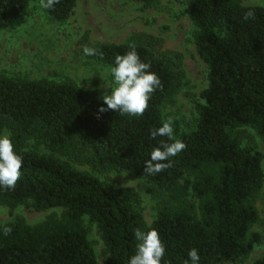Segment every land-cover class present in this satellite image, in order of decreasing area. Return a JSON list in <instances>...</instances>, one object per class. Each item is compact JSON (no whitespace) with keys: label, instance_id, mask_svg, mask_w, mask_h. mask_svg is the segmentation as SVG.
<instances>
[{"label":"trees","instance_id":"16d2710c","mask_svg":"<svg viewBox=\"0 0 264 264\" xmlns=\"http://www.w3.org/2000/svg\"><path fill=\"white\" fill-rule=\"evenodd\" d=\"M30 1L0 0V29ZM43 2L50 19L65 22L77 0ZM183 3L207 77L186 131L163 112L185 84L181 54L152 35L87 48L115 70L125 101H105L71 80L0 75V204L60 209L34 223L0 221V264H98L86 219L106 264H239L259 242L251 227L262 154L230 129L250 126L264 139V5ZM108 171L141 180L154 201L149 224L138 191L99 178ZM251 264H264V255Z\"/></svg>","mask_w":264,"mask_h":264},{"label":"rangeland","instance_id":"374dc122","mask_svg":"<svg viewBox=\"0 0 264 264\" xmlns=\"http://www.w3.org/2000/svg\"><path fill=\"white\" fill-rule=\"evenodd\" d=\"M244 4H262L264 0H242ZM183 0H157L145 7L135 0H77L73 12L65 22H56L47 15L43 0L30 1L17 20L0 29V75L22 78L71 80L81 88L92 91L105 101L128 97L125 86L113 68L86 55L94 42L127 41L137 34L160 39L161 49L181 54L185 84L175 100L163 108L165 120L177 121L181 130L193 128L196 112L194 103L201 101L200 91L207 85L206 65L198 56L193 42L194 25L183 13ZM243 146L262 154L264 170V139L250 126L230 129ZM7 132L0 134V146L5 145ZM83 170L88 166L73 164ZM105 181H115L139 193L138 209L149 224L153 218L154 201L144 194L141 180L123 171L97 173ZM259 220L251 231L259 234L248 254L239 264H251L264 255V182L255 200ZM60 209L35 210L20 204L10 209L0 204V221L21 216L27 222L42 220L50 212ZM89 239L98 264H106L102 253L103 241L94 223L86 219Z\"/></svg>","mask_w":264,"mask_h":264}]
</instances>
